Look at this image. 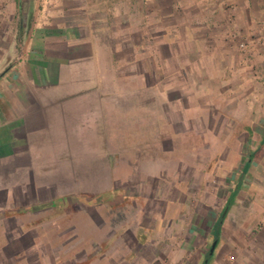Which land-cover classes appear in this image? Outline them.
Returning a JSON list of instances; mask_svg holds the SVG:
<instances>
[{
	"label": "crops",
	"instance_id": "obj_1",
	"mask_svg": "<svg viewBox=\"0 0 264 264\" xmlns=\"http://www.w3.org/2000/svg\"><path fill=\"white\" fill-rule=\"evenodd\" d=\"M52 2L0 0V228L71 204L74 260L264 264V0Z\"/></svg>",
	"mask_w": 264,
	"mask_h": 264
},
{
	"label": "rangeland",
	"instance_id": "obj_2",
	"mask_svg": "<svg viewBox=\"0 0 264 264\" xmlns=\"http://www.w3.org/2000/svg\"><path fill=\"white\" fill-rule=\"evenodd\" d=\"M29 1L31 3L27 6V15L24 22L27 24L28 28H31L36 23L37 17H40L37 16L36 12L40 8L44 9V5L49 7L48 5L53 2L52 0H46L47 3L44 4L45 0ZM47 10L48 8H46L45 14L48 13ZM124 23H127V20H125ZM108 197L110 196H107V198ZM47 207L49 208L43 211L41 215H38V218L28 216L23 219L26 223L23 228L20 227V221L18 219L9 220L10 223L7 229L0 228V238H2V235H4L6 231L13 234V237H10L9 244L0 243V264H89V262H85L83 258L78 260L71 258V242L67 244L63 243L65 239L71 237V217L74 215L75 209L72 208L71 211V204L61 209L50 208V206ZM125 207L129 215L131 212H134L132 204ZM109 212L117 218V221L124 219L123 217L125 215L119 208L109 209ZM101 231L104 233L107 229L103 228ZM20 234L22 237H15ZM57 238L60 239L57 241ZM113 246L115 247V245ZM211 246L210 243L206 251H210ZM80 249L81 251L83 250L82 245ZM97 249H99V246H96L93 251ZM83 256L84 253L81 254V257ZM94 263L98 264L97 262ZM195 263L196 260L193 259L189 260L187 264ZM209 264H212L211 260ZM223 264L228 263L224 262Z\"/></svg>",
	"mask_w": 264,
	"mask_h": 264
},
{
	"label": "built area",
	"instance_id": "obj_3",
	"mask_svg": "<svg viewBox=\"0 0 264 264\" xmlns=\"http://www.w3.org/2000/svg\"><path fill=\"white\" fill-rule=\"evenodd\" d=\"M47 1H44V4H46ZM45 7V5H44ZM260 44L259 41L251 40V41H240L239 47L244 53H247L249 55H252L255 50H257L258 45ZM260 79H264V71L263 73L259 76Z\"/></svg>",
	"mask_w": 264,
	"mask_h": 264
},
{
	"label": "water",
	"instance_id": "obj_4",
	"mask_svg": "<svg viewBox=\"0 0 264 264\" xmlns=\"http://www.w3.org/2000/svg\"><path fill=\"white\" fill-rule=\"evenodd\" d=\"M215 245H216V244H214V246H213L212 252H213V250H214V248H215Z\"/></svg>",
	"mask_w": 264,
	"mask_h": 264
},
{
	"label": "trees",
	"instance_id": "obj_5",
	"mask_svg": "<svg viewBox=\"0 0 264 264\" xmlns=\"http://www.w3.org/2000/svg\"><path fill=\"white\" fill-rule=\"evenodd\" d=\"M207 264V263H206Z\"/></svg>",
	"mask_w": 264,
	"mask_h": 264
}]
</instances>
